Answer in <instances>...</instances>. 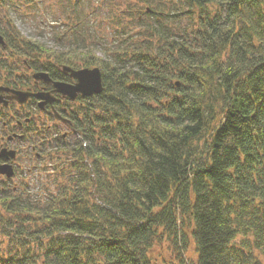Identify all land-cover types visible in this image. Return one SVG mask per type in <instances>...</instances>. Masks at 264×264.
<instances>
[{
	"label": "trees",
	"instance_id": "1",
	"mask_svg": "<svg viewBox=\"0 0 264 264\" xmlns=\"http://www.w3.org/2000/svg\"><path fill=\"white\" fill-rule=\"evenodd\" d=\"M39 1L0 0L2 82L99 66L103 90L74 103L71 143H44L66 156L56 192L0 189V264H156L185 224L193 264H264V0H56L58 48L16 25Z\"/></svg>",
	"mask_w": 264,
	"mask_h": 264
},
{
	"label": "rangeland",
	"instance_id": "2",
	"mask_svg": "<svg viewBox=\"0 0 264 264\" xmlns=\"http://www.w3.org/2000/svg\"><path fill=\"white\" fill-rule=\"evenodd\" d=\"M55 3L56 0H40L38 3L36 2L33 5L34 8L27 7V9H22L20 13H13V17L17 27L27 37L45 42L48 46L58 48L59 43L53 40V34L51 32V25H53V22L54 24L56 23L54 16L61 15L60 11L54 6ZM63 18L64 16L62 15L59 19L62 20ZM3 52L5 56H8L7 51ZM8 61L11 63V58ZM12 64L14 67L24 66V64L22 65L17 59H15ZM0 72L3 73L4 69H0ZM20 73L21 71L19 69H15L14 75L17 77L23 76L20 75ZM28 73L31 75L32 72L28 71ZM31 81L32 77L29 80V84ZM0 84L10 85L2 82L1 79ZM27 85L28 84L23 86V89H26ZM81 101L82 100H78L77 102ZM16 105L17 104L14 103L13 109L14 107L16 108ZM26 108H28V105ZM13 109L11 106L10 114H14ZM19 110L21 112L25 111H23L22 108H19ZM2 119H7V111L4 109L0 111V120ZM42 120L43 118L36 116L32 125L35 127L37 126V123L39 124ZM5 130L6 129L0 124V147L7 145L10 148H15L18 152L13 161L14 168L16 170L15 175L13 178L8 180H5V178L0 175V189L15 188L14 190H20L28 198L33 200L47 199L50 194L57 191L56 183L63 181L68 177L66 173H63L62 165L58 162H61V160L65 159L66 156L61 152L55 153L56 151H52V148L57 147L66 141L71 143L78 135L65 125L58 128V130L50 129L47 134L38 132L36 134H32V132H30L29 135L27 134V136L22 139H11L7 141V144H3L6 140V134L8 133V130ZM56 132L69 133L64 136L66 138L65 140L62 138L56 140L54 138L56 136ZM44 136L46 137L45 139L43 138ZM48 141H51V146L50 143L48 145L44 144L46 142L48 143ZM48 146L52 147L50 148L53 155L51 159L48 157L40 158L39 156H36L37 150H44L46 152V150L49 149ZM57 150L62 151L61 148H58ZM184 227L188 233L185 235L183 240L179 234L176 241L174 235L168 230L164 231L161 239L155 241L150 249V256L156 264H183L185 262H187V264H193L196 262L197 253L192 242L191 235L188 231L189 225L185 224Z\"/></svg>",
	"mask_w": 264,
	"mask_h": 264
},
{
	"label": "water",
	"instance_id": "3",
	"mask_svg": "<svg viewBox=\"0 0 264 264\" xmlns=\"http://www.w3.org/2000/svg\"><path fill=\"white\" fill-rule=\"evenodd\" d=\"M0 43L5 45L3 35L0 33ZM63 71L70 73L76 78L74 83L54 80L50 74L45 70H36L33 72L35 79H43L47 82L52 81L55 91H60L64 95H68L71 99H75L80 93L82 95H91L99 93L103 90L102 72L99 66H84L74 68L69 65L62 66ZM49 91H33L31 89L16 88L10 85L0 84V103L8 105L10 100H16L22 104L26 102L31 96H36L40 99L39 103L43 105L46 100H52ZM28 119V118H27ZM16 135V134H15ZM21 135V134H19ZM11 135L9 136V138ZM16 157V149L10 148L6 145L0 147V174L11 177L15 173L13 160ZM5 160H1V159Z\"/></svg>",
	"mask_w": 264,
	"mask_h": 264
},
{
	"label": "flooded vegetation",
	"instance_id": "4",
	"mask_svg": "<svg viewBox=\"0 0 264 264\" xmlns=\"http://www.w3.org/2000/svg\"><path fill=\"white\" fill-rule=\"evenodd\" d=\"M50 76L54 80H61V81H66L70 83H74L76 81V78L74 76H71L70 73H66L64 71H62V73L59 72L55 77H53L51 74ZM28 87L29 89L33 91H49L51 93L50 97H53V99L51 101L46 100L45 103L41 105L39 103L40 99L36 96H33L32 101H30V104H28V108H26L27 106L26 102L23 104H19L18 107L22 108L23 111L25 110L23 114H25L26 116L24 115L23 119H16L18 128H15V129L17 130L6 127V129L8 130V133L6 134V140L3 142V144H7L8 140L22 139L27 136V132L23 131L25 129L24 126L29 121V119H27L29 118L27 117V114L32 115V117L34 118L36 116L43 118V120L40 121L39 124L37 123V126L39 127V129H43L46 127L49 130L50 129L58 130V128H60L61 126L66 125V127L73 130L72 125H71L72 121L70 118L72 110H73V106H74V103L79 100V97L80 96L83 97L84 95L79 93L77 97L73 100L68 95H64L60 91H55L52 81L47 82L43 79H35L34 77H32V81ZM15 133H20L22 134V136L15 135ZM68 133L69 132H64L62 133V135L66 136ZM10 135L11 137L9 138ZM36 155L38 156L42 155V151L37 150Z\"/></svg>",
	"mask_w": 264,
	"mask_h": 264
}]
</instances>
